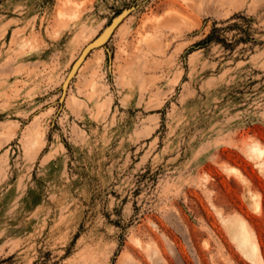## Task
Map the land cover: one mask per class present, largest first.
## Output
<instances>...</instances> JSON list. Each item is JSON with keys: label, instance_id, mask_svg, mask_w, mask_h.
<instances>
[{"label": "rangeland", "instance_id": "374dc122", "mask_svg": "<svg viewBox=\"0 0 264 264\" xmlns=\"http://www.w3.org/2000/svg\"><path fill=\"white\" fill-rule=\"evenodd\" d=\"M263 163L264 0H0V264H254Z\"/></svg>", "mask_w": 264, "mask_h": 264}, {"label": "bare ground", "instance_id": "6f19581e", "mask_svg": "<svg viewBox=\"0 0 264 264\" xmlns=\"http://www.w3.org/2000/svg\"><path fill=\"white\" fill-rule=\"evenodd\" d=\"M124 15L125 14H123L114 23V25L110 29H108V27L111 24L105 29V31H103L104 36L101 40L102 42L107 41L109 36L112 34V31L119 24V21H121V19H123ZM87 45H85V47ZM84 48L82 49L79 56L72 63L71 68H70L67 76L65 77L64 81H63V82H65L67 77L69 76L67 81H66V84L64 85V89H66L68 82L70 81L72 76L77 72V70L79 68H81L83 61L85 60V57L88 54L89 48L83 52ZM72 68H73V70H72ZM71 70H72V72H71ZM70 72H71V74H70ZM263 165H264V163H263ZM252 194H251V196H253ZM250 198H251L249 200L250 206L255 210H259V208H260V200L259 199L260 198L259 197L255 198V199H253L254 197H250ZM226 226H227V229H228L230 235L232 236V239L236 242L237 247L242 251V253L245 255V257L247 259H249L250 261H252L254 264H264V261H263L264 259H263L262 254H261L260 244L258 242L256 233L252 230V228L250 227L248 222L245 219L239 217L238 215H235L226 221Z\"/></svg>", "mask_w": 264, "mask_h": 264}, {"label": "water", "instance_id": "95a60500", "mask_svg": "<svg viewBox=\"0 0 264 264\" xmlns=\"http://www.w3.org/2000/svg\"><path fill=\"white\" fill-rule=\"evenodd\" d=\"M130 12V9H125L124 11H122L112 22H111V25L108 27V29H110L113 25H114V23L123 15V14H125L124 15V17L128 14ZM124 17H123V19H124ZM123 19H121V21L123 20ZM121 21H119V23L121 22ZM118 26V25H117ZM116 26V27H117ZM115 27V28H116ZM115 30V29H114ZM113 30V31H114ZM112 31V32H113ZM103 36H104V33H102V34H100L95 40H93V41H91L85 48H84V50H83V52L86 50V49H88V53L92 50V49H94V48H97V47H100V46H102V44L104 43V42H102L101 40H102V38H103ZM82 52V53H83ZM72 70H73V68H72ZM72 70H71V72H72ZM71 72H70V74H71ZM69 74V75H70ZM69 77V76H68ZM68 77H67V79H68ZM67 79H66V81H67ZM66 81L64 82V85L66 84ZM64 85H63V92H65V89H64Z\"/></svg>", "mask_w": 264, "mask_h": 264}, {"label": "trees", "instance_id": "16d2710c", "mask_svg": "<svg viewBox=\"0 0 264 264\" xmlns=\"http://www.w3.org/2000/svg\"><path fill=\"white\" fill-rule=\"evenodd\" d=\"M214 38H215V40H218L220 42H225L223 39L219 38V36L218 37H214Z\"/></svg>", "mask_w": 264, "mask_h": 264}]
</instances>
